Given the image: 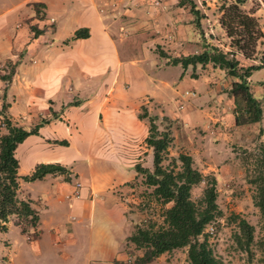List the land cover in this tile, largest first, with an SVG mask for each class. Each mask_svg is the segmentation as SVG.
I'll return each mask as SVG.
<instances>
[{"label": "crops", "instance_id": "obj_1", "mask_svg": "<svg viewBox=\"0 0 264 264\" xmlns=\"http://www.w3.org/2000/svg\"><path fill=\"white\" fill-rule=\"evenodd\" d=\"M29 1L44 3V18L34 17ZM146 1L18 0L11 5L0 2V64L6 59L16 62L4 96L9 102L11 119L23 124L20 118H31L36 105H41L45 112L36 115L29 125L39 116H48L49 106L57 113L55 119L40 125L37 133H30L17 143L14 155L18 167L19 154L30 161L26 172L19 173L18 167L17 172L28 173L36 162L57 161L66 167V173H47L39 179L23 182L27 186L34 181L42 182L41 191L34 196L27 192L29 198L39 203L35 207L38 215L40 209L49 208V217L45 219L47 239L74 244L79 231L87 232L82 240L83 264H120L132 247L124 241L132 222L125 214L127 186L124 182L134 177V163L149 167L151 161L150 150L144 143L147 122L137 117L139 106L143 104L149 113H155L156 104L163 103V113L176 117L169 101L161 100L156 91L161 86L157 83L162 81L154 74L161 69L154 62L158 58L145 50L151 41H159V35L142 33L140 19L144 16L136 18L138 11L145 8H152L149 22L160 18L159 12H155L160 10L158 5ZM16 10L19 14L15 16ZM121 14L127 15L125 24H121ZM8 18L10 31L6 28ZM64 23L69 25L61 34ZM31 24L44 29L33 34ZM82 26L87 27V36L67 43L62 41L76 27ZM170 35L168 40L172 43L185 45L188 42L184 40L192 39L190 51H197L201 46L197 34H190L189 38L188 35ZM127 47L134 50L126 52ZM146 56L149 57L147 62ZM2 72L4 67H0ZM192 79L202 87L191 88L188 106L179 112L184 125L179 131V141L184 142L179 143L189 150L192 158L199 156L205 161L207 169L215 167L221 172L226 165L212 164L209 159L228 157V144L236 141L242 127L248 129L250 123H234L232 99L219 83L213 86L212 82L198 77ZM163 84L165 89L176 93L174 86ZM255 97L260 98V95ZM71 101L74 103H69ZM188 124L189 146L184 139ZM57 128L61 129L60 133H56ZM171 129V135L178 140L174 125ZM53 139H65L66 143ZM65 205L69 216L55 219L54 208ZM104 227L113 233L104 237ZM10 228L27 238L17 226L6 224L0 235L11 245L15 239L8 235ZM36 230L33 242L42 234L38 224ZM117 231L118 235L114 234ZM136 253H140L139 250ZM148 264H188L185 247L162 252Z\"/></svg>", "mask_w": 264, "mask_h": 264}, {"label": "trees", "instance_id": "obj_2", "mask_svg": "<svg viewBox=\"0 0 264 264\" xmlns=\"http://www.w3.org/2000/svg\"><path fill=\"white\" fill-rule=\"evenodd\" d=\"M242 0H230L221 2V11L218 18L229 37V50H222L214 44L204 41L201 37L199 50L185 54L169 56L163 50H158V55L166 57L171 64H178L181 68L195 64L204 65L211 63L224 71L231 79L224 88L226 95L232 99V113L235 124L257 122L261 118L262 106L259 98L251 92L248 76L251 71L264 66V52L257 57L256 63L241 65L234 53L242 57H253L257 39L262 35L255 16L243 11L239 4ZM264 5V0H261ZM189 10L193 14L194 26L199 29V14L195 4L187 0ZM34 17L44 18V3L41 1H29ZM178 3H183L179 0ZM51 25V24H49ZM264 25V18L262 21ZM33 34L41 32L44 28L30 26ZM88 35L85 26L76 27L71 34L63 39L64 43L77 37ZM230 54V55H229ZM15 61L5 60L7 68L0 73L2 84L0 85V231L6 229L9 215H14V223L18 225L19 232L27 237L34 238L37 235L38 211L32 205L29 197H18V180L31 181L39 179L47 173H66V167L57 161L36 162L28 173L17 172L18 162L14 155V149L26 135L37 133L40 125L55 119L57 113L49 109L48 116L39 118L29 125L12 122L7 111L9 102L4 99L5 91L13 72ZM191 77L195 73L191 71ZM69 103H74L71 101ZM138 118H144L147 122V133L144 143L150 150V166H144L138 162L133 164L135 175L133 180H138L146 189L144 198L134 206L128 207L137 212L145 210L143 218L134 219L124 241L133 249L139 250L135 254V262L148 263L162 252L185 247V256L188 264H223L207 240L205 226L215 221L221 215V210L216 203V177L212 173L203 174L192 164L191 155L178 150L175 155L168 154V146L172 142V135L168 124L158 127L157 114L149 113L141 104L137 112ZM54 142L64 144L65 139H53ZM242 158L244 178L252 185L251 202L259 212L263 233L258 238L254 237V226L239 213L230 212L228 219L234 221L235 230L231 238L235 248L243 250L250 258L251 247L255 245L261 251L260 261L264 264V139L258 141L252 150L245 151ZM132 181L124 182L131 186ZM202 182L199 196L192 199L190 189L193 185ZM148 201L158 205L159 220L150 218L151 211Z\"/></svg>", "mask_w": 264, "mask_h": 264}, {"label": "rangeland", "instance_id": "obj_3", "mask_svg": "<svg viewBox=\"0 0 264 264\" xmlns=\"http://www.w3.org/2000/svg\"><path fill=\"white\" fill-rule=\"evenodd\" d=\"M16 1L18 0H0V2L7 5H11ZM178 1L179 0L146 1L148 4L158 5L160 10L155 12H159L158 15L160 18L162 17L161 19L157 17L153 21L151 20V22H149L148 19L152 18L149 13L152 8H145L141 12L138 11V14L136 15L137 19L141 14L144 16L142 20L140 19V22H142V33L147 36L151 35L154 37L159 35V37H157L159 38V41H151V43L146 46V48H148H145V50H148V54L150 53L149 51H151L152 56H156L158 58L157 60L154 59V62L155 65H158L161 69L159 71L155 70L154 74L156 78L162 81L161 83H157L161 84V86H159L156 91L158 96L161 97V100L169 101L170 108H172L173 114L176 116L175 118L168 117V115L163 113L164 104H156L157 109H155V113L157 114L156 123L158 127L160 128L163 125L168 124L170 131H172V125L176 128L175 135L178 140L173 138L174 135L172 136V142L168 146L169 155H175L180 149L186 152L189 151L187 148L183 147V145H180V143H183L184 141H179V131L184 125L182 124L181 119H179V112H181L184 106H188L189 100L192 97V92L189 94L191 88L194 90L196 87L199 89L202 87V85H199L198 81L192 79L190 75L191 71L195 73L194 78L198 77V79L205 82H212L210 84L213 86L219 83L223 88L226 86H223V83L225 84V82L231 78L230 76H227L223 70L212 66L209 62L204 65L197 63L193 68L190 65H187L185 68H181L178 64H171L168 61L169 59L167 60L166 57L159 56L158 50H163L169 56L192 52L190 51L193 48L194 41L192 39L184 40L188 42L185 45L182 43L180 44L179 42L175 43L174 41V43H172L171 40H168L171 38L170 34H178V36L188 35V38L190 37V34H197L200 38V42L201 37L199 34H202L204 41L214 44L222 50H229L233 48L229 45V37L226 36L225 30L220 25L218 20L221 13L219 6L223 0H190L198 9L200 32L199 29L194 26L192 21L193 14L189 10L187 0H183V3L180 4ZM239 6L243 11L251 13L255 16L257 23L262 30V35L256 41L253 57L245 58L239 53H234L241 65H247L250 63H256L257 57L260 53L264 52V25H262L264 18V5L261 0H242ZM17 13L19 14V10H16L13 15L16 16ZM125 17H127V15L121 14V16H119L120 21L122 22L121 24H125ZM129 17H131V15ZM7 20L8 24L6 25V28L10 31L12 29L11 20L10 18ZM68 25V23L62 24L61 34L66 31ZM170 44H173L172 46L174 47H171ZM133 50L134 48L132 47L125 48L126 52ZM144 59L147 62L149 57L146 56ZM0 67H4L5 69L7 68L5 61L0 64ZM146 67L148 68L147 64ZM151 71L153 70L151 69ZM183 75L184 78L181 79ZM247 78L253 95H260L259 100L262 106L260 120L258 122L250 123V127H248V129L242 127L243 130L239 134L240 137L236 141H230L228 144L230 151H227L228 157L224 158V160L222 158L213 160L209 159L212 164L214 163L218 165L219 163H224L226 165V168L221 172L215 167L207 169L205 161L203 162L199 156L192 158L193 166H195L199 171L203 174L212 173L216 177V203L218 208L221 210V215L217 216L214 222L207 224L204 231L207 232V240L209 244L213 248L214 252L221 257L223 264H261L259 257H261L262 253L255 247V245H252L251 247L252 254L250 258L243 250L235 248L231 234L236 227L234 221L228 219L230 212L239 213L248 222L253 224L255 238H258L263 233L259 212L251 202L252 185L246 182L244 178L242 158L246 155L245 151L252 150L258 141L264 139V68L252 70ZM163 83H167L168 86L170 84L174 86L176 93L170 89H165ZM160 106L162 108L159 112L158 109ZM34 109L36 110L32 113L33 116L31 118H20L21 123H23L20 125L28 127L31 120H33L36 115H41L45 112V110H42L41 105H36ZM11 121L16 122L12 119ZM2 130L3 127L0 125V131ZM60 131L61 129L57 128L56 133H60ZM186 133L187 136L184 137V139L189 146V124ZM18 157L20 160L18 167L20 171L18 170V172H26L30 161L27 160L24 154H19ZM215 171L218 172V174L215 173ZM23 181L24 180L22 179L18 180V182H20L16 192L18 197H29L27 191H30V194L34 196L42 189L43 185L41 181L31 182L29 186H27ZM130 181H132L131 186L126 185L127 190L125 195L127 196V199H125V214L130 216V219L133 221L134 218H143L145 216V210L137 212L136 210L130 209L128 204L130 203L136 205L137 202H140L139 200L145 196L146 189L138 180L131 179ZM201 187L202 182H199L191 187L190 196L192 199H196L199 196ZM31 201L34 207L39 204L37 199L35 201L31 199ZM148 208L151 211L150 218L159 220V216L157 214L158 205L152 201H148ZM48 210L49 208L40 209L38 225L42 228V234L39 236L37 241L33 242L34 240L29 237H20L18 231H15L13 228L8 230V235L15 239L12 245L9 243L8 239H5L3 235H0V264H83L84 246H82V240L87 236V232L81 233V231H79L76 234V242L74 244L61 241H50L47 239L48 233L47 226L45 224V219L49 217ZM52 210L53 209L51 208L50 211ZM50 211L49 214H51ZM66 211L69 210L65 205V207L54 208L52 214L56 216L55 219H66L69 216ZM14 218V215H9L6 224L15 225L18 228V225L14 223ZM93 223L95 225V220ZM109 233L113 232L110 231L109 228L104 227V237H106V234ZM118 233L119 232L117 231L114 234L118 235ZM129 251L137 252V250L132 247L129 248Z\"/></svg>", "mask_w": 264, "mask_h": 264}, {"label": "built area", "instance_id": "obj_4", "mask_svg": "<svg viewBox=\"0 0 264 264\" xmlns=\"http://www.w3.org/2000/svg\"><path fill=\"white\" fill-rule=\"evenodd\" d=\"M77 186L79 185L78 182L75 183ZM77 194V190L75 191ZM120 264H139L135 262V255L132 253H126L124 257L122 258ZM143 264H148V263H143Z\"/></svg>", "mask_w": 264, "mask_h": 264}, {"label": "clouds", "instance_id": "obj_5", "mask_svg": "<svg viewBox=\"0 0 264 264\" xmlns=\"http://www.w3.org/2000/svg\"><path fill=\"white\" fill-rule=\"evenodd\" d=\"M129 253H132V254H134V255H135V254H139V253H136V252H130V251H129Z\"/></svg>", "mask_w": 264, "mask_h": 264}]
</instances>
